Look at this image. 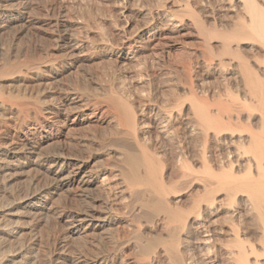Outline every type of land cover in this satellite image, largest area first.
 Returning <instances> with one entry per match:
<instances>
[{"label": "rangeland", "instance_id": "1", "mask_svg": "<svg viewBox=\"0 0 264 264\" xmlns=\"http://www.w3.org/2000/svg\"><path fill=\"white\" fill-rule=\"evenodd\" d=\"M240 1L6 2L12 4L13 19L4 16L3 11L0 45L6 49L10 45L14 47V61L18 65L15 91L20 95L18 102L25 98L29 103L28 116L14 118L8 141L13 146H21L28 135L34 150L1 158L4 164L10 165L14 176L0 190V199L7 196L14 204L0 207V264H22L23 261L25 264H144L142 246L136 241L134 230L130 231L138 225L151 235L146 227L149 223L146 212L132 207L131 201L127 202V208L120 205L119 188L112 177L119 166L116 146L121 140L117 135L120 125L116 121L122 114L113 99L121 98L118 93H124L123 98L127 95L125 99L128 98L134 109L146 110L143 115L147 123L154 116L148 112L150 108L179 98L190 102L193 90L207 103H214L213 107L249 102L261 108L262 103L254 93L251 95V88L247 92L248 84L239 62L242 63V57L263 81L262 45L249 39L240 43L233 41V49L239 51L234 56L224 51L222 37L210 33V29L216 28L230 32L236 22L248 21ZM259 3L264 6V0ZM173 15L177 18L169 20ZM66 36L73 39L72 45L63 44L61 39ZM242 122L244 126L240 125ZM246 122L233 119V127L245 129ZM178 124L176 121L173 126ZM149 125L152 128L151 123ZM152 130L157 131L150 130L156 139L157 133ZM177 134L183 136L182 139ZM185 135L187 131L179 128L168 139L156 140L162 145L163 153L170 154L177 150L178 144L186 143ZM105 171L111 179L101 183L99 179ZM179 189L175 192V201L186 210L201 197L193 186L183 184ZM23 194L29 198L21 200ZM89 212L97 217L86 218ZM223 217L221 214L216 221H223L218 225L226 227ZM5 228H10V234L4 232ZM200 256L204 264L211 263L206 254V260L204 254ZM223 256H219L220 264L224 263ZM154 261L150 264H175L166 256Z\"/></svg>", "mask_w": 264, "mask_h": 264}, {"label": "bare ground", "instance_id": "2", "mask_svg": "<svg viewBox=\"0 0 264 264\" xmlns=\"http://www.w3.org/2000/svg\"><path fill=\"white\" fill-rule=\"evenodd\" d=\"M7 1L0 0V20L4 11V16H9L12 21L14 10L11 6L12 4L6 3ZM241 1L244 14L249 18L248 21L242 20L243 22L240 21L238 24L236 22L235 27L230 32L219 30L216 27L213 31L210 29V33L212 32L222 37L223 43H221L224 45V51L231 52V55L238 54L239 52L238 49H233L232 42L236 41L240 43L239 41L243 39H249L251 42L257 41L264 49V6L259 3V0ZM229 2L231 4V1ZM174 15L173 17H169V20L177 18ZM199 21L197 22L200 24V27L208 30ZM61 40L64 45H72L74 43H72L73 39L67 36ZM14 59V47L10 45L6 49L0 45V190L2 187L8 185L7 183H9L8 181H10L13 175L10 165L2 162V155L9 156L13 154L14 156H19L20 154L32 153L34 150V145L28 135L23 143H21V146H13L8 141V134L13 122H15L14 118L20 119L22 116L25 118L28 116L29 111V103L28 101H24L25 98L21 102H18L20 95L16 94L17 90L15 91L18 65ZM241 59L243 63L244 59L242 57ZM262 61L264 63L263 59ZM242 63L239 62L248 84L247 92L251 88V95L254 93L257 98L253 97L262 103L259 109L253 103L244 102L242 104L239 103V106H233L228 103L229 101L226 102L228 103L227 106L218 105L217 107H213L214 103H211L212 105L209 102L207 103V101L201 98L202 95H198L196 90H193L190 102L180 100L179 98L149 109L148 112L154 115L149 123L157 131L154 132L152 130L155 134L157 133L155 135L156 139L161 137L168 139L179 128L187 131V136L185 135L186 138L184 137L187 140L186 143L182 142L178 144V147L175 146L177 150L171 151L170 154L169 152L163 153L165 151H162V145H158L157 140L152 137L153 134L150 133L152 128L145 121L143 115V112L146 111L144 108L141 107L142 109L140 108L139 110L134 109V105H130L131 103L128 98L125 99L127 95L125 98L122 97L125 95L123 93L125 90L123 92L120 90L124 95L118 93L117 96L122 95L121 98L119 96L117 99H113L117 101V104L120 106L118 108H121L122 113L119 121H116L119 122L117 125H120L117 135L121 142L118 146L115 144L119 166L118 168L115 167L117 168V172L112 176L115 177L114 184L119 188L120 196L118 198L121 201L120 205L127 208L129 207L127 202L131 201L132 207L144 210L146 212V220L148 219L149 223L153 222L152 225L146 224V227L151 230V235H147L146 229L144 230L145 227L143 228L138 225H134L135 229H131L130 231L134 230L136 241L140 242L142 246L145 257L142 255L144 260H141L144 261V264H150L152 261L155 263L154 260H159L162 256H166L168 260L173 261L175 264H201L203 257L201 258L200 254L202 256L204 254L205 260L207 259L205 258L206 254L210 259V264H220L219 256L221 255H224L222 257L223 264H264V80L259 79V74L253 73L249 65L245 62L242 65ZM242 79L244 80V78ZM230 93L232 95L233 92ZM25 96H27L26 93ZM111 96L110 98H112ZM146 97L143 98L145 99ZM237 97L239 96L237 95ZM236 99L234 101H237ZM254 107L258 111H255ZM257 112L259 113L258 115H256ZM233 119H237L239 122L247 121V126L250 124L252 126L250 125L251 127L249 126V128L246 126L247 128L245 127V129H242V127L241 129L234 128ZM23 120L25 121V119ZM176 121L180 124L176 126L178 129L173 126V123ZM240 125L244 126V123ZM178 137H181V135H178ZM168 144L166 143V145ZM113 151L115 152V150ZM110 179V174L105 171L99 180L101 183H108ZM179 184L181 186L183 184L190 187L193 186L201 195V197L199 195L200 198L195 201L191 209H189L190 206L186 210L180 207V204L178 205L177 200L175 201L174 195L177 192L176 190L179 189ZM109 185L107 186L109 187ZM23 195L21 200L29 196L27 194ZM10 204L14 203L7 196L0 199L1 208L8 207ZM221 214L226 219V227L218 225V223H222L223 221H218V223L216 221L217 217ZM85 217L91 220L97 216L94 212H89ZM143 219H145L144 216ZM10 228H5L4 232L7 235L10 234ZM153 234H156V236ZM3 235L5 236V233ZM143 253L141 252V254ZM26 257L28 256L26 255ZM23 262L22 264H25ZM0 263L2 262L0 261Z\"/></svg>", "mask_w": 264, "mask_h": 264}]
</instances>
